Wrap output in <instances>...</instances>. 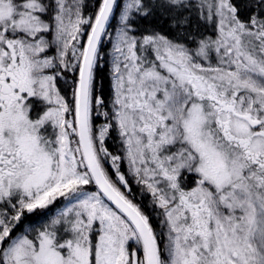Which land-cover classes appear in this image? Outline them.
Segmentation results:
<instances>
[{
    "label": "snow or ice",
    "instance_id": "1",
    "mask_svg": "<svg viewBox=\"0 0 264 264\" xmlns=\"http://www.w3.org/2000/svg\"><path fill=\"white\" fill-rule=\"evenodd\" d=\"M0 264H264V0H0Z\"/></svg>",
    "mask_w": 264,
    "mask_h": 264
}]
</instances>
